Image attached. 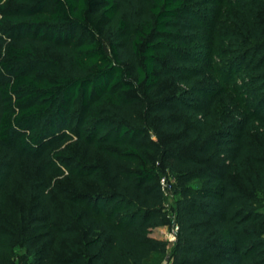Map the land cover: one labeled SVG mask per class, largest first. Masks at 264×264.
I'll return each mask as SVG.
<instances>
[{"label":"trees","instance_id":"obj_1","mask_svg":"<svg viewBox=\"0 0 264 264\" xmlns=\"http://www.w3.org/2000/svg\"><path fill=\"white\" fill-rule=\"evenodd\" d=\"M199 1L0 0V264H264V0L223 15V82L244 73L254 103L199 87ZM172 79L190 90L168 95ZM60 163L106 180L69 199L96 216L86 232L59 218ZM163 177L171 247L151 235L169 215Z\"/></svg>","mask_w":264,"mask_h":264},{"label":"rangeland","instance_id":"obj_2","mask_svg":"<svg viewBox=\"0 0 264 264\" xmlns=\"http://www.w3.org/2000/svg\"><path fill=\"white\" fill-rule=\"evenodd\" d=\"M230 1L235 2L236 0H201L197 3H193L192 7L198 13V19L194 21L193 26L195 28L202 27L204 41L202 44V52L198 54L197 58L200 59L198 61V69L197 71L202 77L201 83L199 82V87L201 88H216L217 90H223L226 86L229 88H233L237 91V93H241L239 95H243L244 99H248L250 95H252L253 99H251V103H254L256 99L252 93V90L247 86L248 78L244 73H237L232 78H227L228 81L226 85L224 84V80L226 79V70H224V65L226 61H229L232 57L229 50L230 41L228 38L229 30L231 29L230 22L227 16L223 17L224 13L228 14L230 11ZM222 13V14H221ZM221 14V15H220ZM167 94L168 95H176L180 94L182 91L190 90L185 85H179L173 79L168 81L167 84ZM249 100V99H248ZM232 108H229V111ZM73 157L75 156V148H72ZM97 160L101 161V157L97 155L95 157ZM61 169L64 174L61 175L58 173L53 178V183H57L60 187V191L65 195L64 199H59L57 201V211L59 214V218L61 219H71L76 222L80 220H85L87 223L83 226L84 232L88 231L90 228V224L93 220L96 219V216L91 215L87 212L85 207L77 206L76 204H72L69 199H73L72 197H76L79 193H87L89 195L98 194L103 192L105 189L102 185V182H106L104 179L103 173L98 171L94 173L93 177L90 179L81 178L79 180L76 177H71L69 172L67 171V164L63 165L60 163ZM77 174L80 173L79 170H76ZM166 175V174H164ZM171 182L174 181V177L170 175ZM82 181V182H81ZM80 182L82 184H80ZM194 188L202 187L201 182H194L192 184ZM177 199V195L171 193L167 198V206L169 215L165 219V224L163 226L166 227L167 232L165 234H161V237L168 239L169 235L174 230V209L175 202ZM21 202L19 199L9 198L7 201V216L9 218H14V220H18V211L19 205ZM172 245V244H171ZM170 245V247H171ZM15 256L17 261L25 260L26 255L25 252L21 248L15 249ZM170 260V252L167 255H161L152 258L147 264H171Z\"/></svg>","mask_w":264,"mask_h":264},{"label":"built area","instance_id":"obj_3","mask_svg":"<svg viewBox=\"0 0 264 264\" xmlns=\"http://www.w3.org/2000/svg\"><path fill=\"white\" fill-rule=\"evenodd\" d=\"M161 186H162L163 191L166 193V195L169 196L172 191L173 184L170 183L167 177H163L161 179ZM178 230H179L178 226L176 225V222L174 221V230L167 239L170 245L171 244L173 245L176 242Z\"/></svg>","mask_w":264,"mask_h":264},{"label":"crops","instance_id":"obj_4","mask_svg":"<svg viewBox=\"0 0 264 264\" xmlns=\"http://www.w3.org/2000/svg\"><path fill=\"white\" fill-rule=\"evenodd\" d=\"M166 232H167L166 227H165V226H161V227H159V228L153 230V232H152L151 235H152L154 238H158V239L166 240V238L160 236L161 234H165ZM157 256H160V255L155 254V255L152 256V258L157 257ZM152 258H151V259H152Z\"/></svg>","mask_w":264,"mask_h":264}]
</instances>
